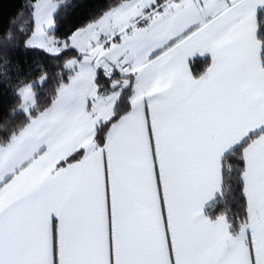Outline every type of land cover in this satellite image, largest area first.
<instances>
[{"label": "snow or ice", "instance_id": "6c2138e0", "mask_svg": "<svg viewBox=\"0 0 264 264\" xmlns=\"http://www.w3.org/2000/svg\"><path fill=\"white\" fill-rule=\"evenodd\" d=\"M0 264H264V0L8 13Z\"/></svg>", "mask_w": 264, "mask_h": 264}, {"label": "trees", "instance_id": "16d2710c", "mask_svg": "<svg viewBox=\"0 0 264 264\" xmlns=\"http://www.w3.org/2000/svg\"><path fill=\"white\" fill-rule=\"evenodd\" d=\"M22 3V0H0V23L4 22L7 18L8 13L14 10L16 6ZM27 58L21 57V60Z\"/></svg>", "mask_w": 264, "mask_h": 264}]
</instances>
